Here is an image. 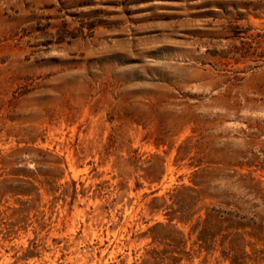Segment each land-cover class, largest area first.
Masks as SVG:
<instances>
[{
    "label": "rangeland",
    "instance_id": "obj_1",
    "mask_svg": "<svg viewBox=\"0 0 264 264\" xmlns=\"http://www.w3.org/2000/svg\"><path fill=\"white\" fill-rule=\"evenodd\" d=\"M0 264H264V0H0Z\"/></svg>",
    "mask_w": 264,
    "mask_h": 264
}]
</instances>
